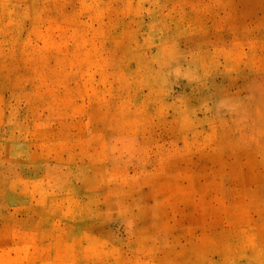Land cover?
<instances>
[{"label":"rangeland","instance_id":"374dc122","mask_svg":"<svg viewBox=\"0 0 264 264\" xmlns=\"http://www.w3.org/2000/svg\"><path fill=\"white\" fill-rule=\"evenodd\" d=\"M0 264H264V0H0Z\"/></svg>","mask_w":264,"mask_h":264}]
</instances>
